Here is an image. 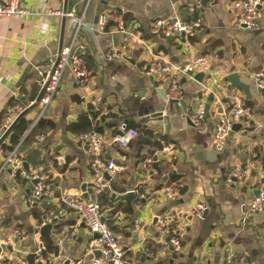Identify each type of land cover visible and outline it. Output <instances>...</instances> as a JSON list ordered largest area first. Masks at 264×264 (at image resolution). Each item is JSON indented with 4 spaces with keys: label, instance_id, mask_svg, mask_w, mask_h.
Returning <instances> with one entry per match:
<instances>
[{
    "label": "crops",
    "instance_id": "obj_1",
    "mask_svg": "<svg viewBox=\"0 0 264 264\" xmlns=\"http://www.w3.org/2000/svg\"><path fill=\"white\" fill-rule=\"evenodd\" d=\"M20 1L31 15L0 19V116L11 101L25 98V102L31 97L36 87L33 67L48 61L67 44L70 31L66 26L61 43L63 10L80 16L84 9V0L67 1V5L64 0ZM234 1L210 0L201 5L196 0H91L79 38L87 48L91 80L82 88L65 74L43 118L55 127L44 130L41 141L37 135L31 145L20 150L28 169L24 171L39 173L50 187L49 195L30 205L31 181L22 176L16 180L10 169L0 176V260L11 264H63L69 259L70 264H92L100 258L99 252L91 253L95 238L69 211L51 229L59 257L55 258L53 249L47 260L36 256L32 263L27 260L41 246L45 249L42 235L36 232L61 194L82 197L85 186L87 200L93 199L89 155L79 135L68 130L87 118L105 139L123 125L138 133L128 148H108L103 155L119 169L110 184V190L112 184L119 189L116 198L127 191L135 192L131 209L113 198L110 207H102L108 227L126 250L128 263L223 264L224 252L231 251L245 257L249 264H264V211L254 215L245 211L264 184V95L257 92L254 82V74H264V0L262 19L254 30L237 27ZM108 12L121 15L134 31L126 62L106 61L101 56L112 44L98 28L99 17ZM173 17L189 22L201 19L202 27L188 38L150 34L155 19ZM197 57H205L210 67L202 83L194 80L195 75H176L188 111L209 104L206 130L189 126L181 106L164 101L160 96L163 88L146 73L148 64L157 58L181 68ZM24 74L27 76L21 83ZM230 74H238L240 82L249 87V99L225 81ZM234 104L248 107L239 123L241 129L230 133L229 143L217 152L212 146L211 127L221 112ZM38 113L36 106L25 119L31 122ZM163 144H173L174 153L160 155ZM7 155L0 149V162ZM238 165L243 180H229ZM167 188L175 190V199L169 198ZM171 215H175L173 225L180 252L174 251L157 222V218ZM15 230L20 238L13 240L12 246L2 244Z\"/></svg>",
    "mask_w": 264,
    "mask_h": 264
},
{
    "label": "built area",
    "instance_id": "obj_2",
    "mask_svg": "<svg viewBox=\"0 0 264 264\" xmlns=\"http://www.w3.org/2000/svg\"><path fill=\"white\" fill-rule=\"evenodd\" d=\"M90 2L91 0H84V9L80 16L75 15L73 11L66 14L61 13V16L66 18L65 26L70 31L67 44L62 46L60 54L56 53L45 63L33 67L34 85L38 93L41 90H43V93L37 105L39 113L31 121L29 129L36 127L38 122L44 118L45 112L57 95L59 85L65 74H69L82 88L87 86L91 80V72L86 65L87 48L79 40L85 24V13ZM262 4L263 0L234 1L232 5L238 12L236 18L237 27L246 30L256 29L262 19ZM48 14L53 15L55 13L49 11ZM29 15L31 13L21 6L20 0H0V19H22ZM109 24L111 27L105 30ZM150 25V34L152 36H162L164 38L180 36L188 38L202 27V20L196 19L189 22L173 17L155 19ZM98 28L99 33L108 35L112 42L110 48L101 53L103 59L106 61L126 62L129 59L128 48L133 40L134 31L128 27L122 16L114 12L104 13L99 17ZM115 38L118 39L117 45L113 44ZM209 72L210 67L205 57L189 59L181 68H174L168 62L157 58L148 64L146 71L157 82L158 86L165 90L167 102H179L183 96V89L176 73L192 78L198 73L206 76ZM254 82L255 86L264 92V74H254ZM33 102L27 107L12 105L7 108L0 122V138L11 127L18 116ZM246 112L247 110L242 104L231 105L227 111L221 112L212 132V146L217 152L223 150L230 133H232L233 125L241 123ZM186 118L196 130H206V113L201 106L195 111H187ZM137 136L136 130L127 129L124 125L119 128L116 134L109 136L107 139L101 137L96 132L79 136L81 144L84 146L88 145V167L90 170L93 199L83 200L78 194L63 193L59 196L55 208L49 210L41 220V227L48 224L53 225L63 219L67 212L72 211L84 224L89 234L97 235V238L91 245V253L94 251L99 252L100 258L94 259L92 264H130L124 258L126 250L120 244L119 239L108 227L106 220L102 221V218L105 217L103 216L97 197L103 192L110 190L111 182L119 174V169L112 161L103 159L105 150L108 148L126 149L134 142ZM36 139L41 141L43 136H37ZM23 140L1 160L0 176L7 169H10L12 177L18 175L31 181V183L35 181L36 184L31 186L27 199V203L32 205L49 195L50 187L39 173L26 174L24 171L22 156L20 154ZM174 150L175 146L173 144H163L159 153L160 155L167 156L174 153ZM228 178L229 180L236 179L237 182L242 181L244 173L241 166H236ZM258 190L259 194L245 207L247 215H254L264 211V184ZM165 192L170 199H175L176 193L173 188H167ZM174 220L175 215L157 218L162 235L169 239L175 252H180V241L175 236V229L171 227ZM18 238H20V232L15 230L2 244L12 246L13 240ZM43 250L44 248L41 246L35 253L36 259L42 260L41 252ZM146 254L147 257H152L151 253ZM10 262L9 260H0V264H11ZM222 263L249 264L245 257L231 251L224 252ZM73 264H81V262L78 261Z\"/></svg>",
    "mask_w": 264,
    "mask_h": 264
},
{
    "label": "water",
    "instance_id": "obj_3",
    "mask_svg": "<svg viewBox=\"0 0 264 264\" xmlns=\"http://www.w3.org/2000/svg\"><path fill=\"white\" fill-rule=\"evenodd\" d=\"M67 1L68 0H64V3H66V5H67ZM196 1L198 3H200L201 5H205L206 2H208L210 0H196ZM120 11L123 12L126 16L127 15H130V13H128V12H124L122 10H120ZM66 13H67L66 12V9H64L63 10V14H66ZM65 24H66V18L63 16L62 17V24H61V43H62V40H63V33H64V29H65ZM117 42H118V39L115 38L113 40V44L114 45H117ZM61 49H62V46L59 48V50L57 52L58 54H60ZM189 75H191V74H189ZM26 76H27V74H24L22 76V78L20 80L21 83H23L25 81ZM203 79H204V75L202 73H198V74H196L194 76V80H196L198 83H202L203 82ZM225 81L229 82L232 88H235V89L241 91L245 95L246 98L249 99L251 97V94H250V91H249V87L247 85L243 84L242 82H240L239 75L238 74H230V75H228L227 78L225 79ZM257 92H261V91L259 89H257ZM42 93H43V90H41L38 93V96L36 97V99L33 102V104H31L22 114H20L18 116V118L13 122V124L11 125V127L0 138V149H1V147L3 145L6 144V141L8 139V136L10 135V133L12 132V130L14 129V127L19 123V121H21L23 118H25L29 114V112L31 110H33L38 105V103H39V101L41 99ZM160 96L162 97V99L164 101H167L166 94H165V90L164 89L161 90ZM212 101H213V97L210 96L209 97V102H212ZM168 103H170V104H179L181 106L182 111H183L184 114H186L187 111H188V106L185 103V101H183V100H181L179 102H168ZM219 111L221 112L222 110H219ZM204 112L206 113V118H208L209 117V113H208L209 112V104H207L205 106ZM187 124L189 126L193 127L188 120H187ZM34 128H30L28 130V132L25 134L24 138H26L31 133V131ZM212 128L213 127H211V129ZM240 129H241V124H234L233 127H232V132L233 133H237ZM228 143L229 142L227 141L226 142V145ZM84 149L85 150H88V145L87 144L85 145V148ZM23 168H24L25 171L28 172L27 164L26 163H23ZM232 180L234 182L237 181L236 179H232ZM34 184H36L35 181L32 182V185H34ZM81 190L83 192L82 198L84 200H87V195L85 193V186H83ZM258 194H259V190L256 191V195L255 196H257ZM134 197H135V192L134 191H127L126 193L121 194L117 198H116V195H113L112 196L113 199H118L120 202L126 203L129 209H131V202H132V200H133ZM102 221H105V218H102ZM155 221H156V219L154 220V223H155ZM51 229H52V225L48 224V225L43 226L40 229H38L36 233H39L40 235L46 234V235L50 236V239L52 240L53 239V236L51 235ZM93 237L96 239L97 238V235H93ZM53 245H54V256H55V258H58L59 255H60V252H59V246L57 244V241H54L53 240ZM171 250H173V249L171 248ZM95 255H98V254H95ZM34 258H35V255L31 254L30 256H28L27 260L30 261V263H32V261L34 260ZM218 260H219V257H216L215 262H217ZM37 264H41V263L38 262ZM63 264H70V260L69 259H66Z\"/></svg>",
    "mask_w": 264,
    "mask_h": 264
},
{
    "label": "trees",
    "instance_id": "obj_4",
    "mask_svg": "<svg viewBox=\"0 0 264 264\" xmlns=\"http://www.w3.org/2000/svg\"><path fill=\"white\" fill-rule=\"evenodd\" d=\"M111 27V25L109 24L105 30H108ZM89 57L88 55L86 56V60H88ZM25 92V91H24ZM38 90L35 87V89L32 91L31 97L27 98L28 100L25 102H23V100L25 99H17L15 101H11L9 103V105L4 109V111L2 112L1 116H0V121L2 119L3 114L6 112L7 108L12 106V105H21L23 107H27L31 102H33L35 100V98L37 97V93ZM264 95V92L261 91ZM26 93V92H25ZM26 96V94L24 95V97ZM22 100V101H21ZM245 108H248L247 106H245ZM31 125L30 121H27L25 118H23L21 121H19V123L14 127V129L12 130V132L10 133V135L8 136L7 139V144L3 145L1 147V150L3 152H7L9 153L15 146H17L19 144V142H21V140H23L25 134L27 133V131L29 130V127ZM55 126L52 122H49L47 120L41 119L38 124L36 125V127L31 131V133L24 138L23 142H22V146H28L31 145V143L34 141L35 136L42 134V132H44V130H50L53 129ZM69 131L81 136V135H86L92 132H99L100 130L97 128H93L90 121L87 118H81L79 120V122H77L76 124H73L71 126H69L68 128ZM18 175L15 177L16 180H18ZM111 190L114 192V194H111L110 192L105 191L102 194H100L97 198H98V202L99 205L102 207L105 206H111L112 205V196L119 193V189L117 188V186L115 184H112V188ZM110 190V191H111ZM120 194V193H119ZM173 229H175V226L172 225L171 226ZM176 236V235H175ZM45 249L41 252V258L42 260H47L48 256L50 254L53 253V241L50 239V237H48L46 234H42L41 236Z\"/></svg>",
    "mask_w": 264,
    "mask_h": 264
}]
</instances>
